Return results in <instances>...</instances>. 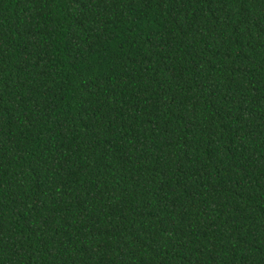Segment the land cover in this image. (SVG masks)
<instances>
[{
  "label": "trees",
  "instance_id": "obj_1",
  "mask_svg": "<svg viewBox=\"0 0 264 264\" xmlns=\"http://www.w3.org/2000/svg\"><path fill=\"white\" fill-rule=\"evenodd\" d=\"M0 264H264V0H0Z\"/></svg>",
  "mask_w": 264,
  "mask_h": 264
}]
</instances>
